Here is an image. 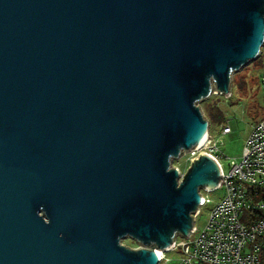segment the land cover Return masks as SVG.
I'll use <instances>...</instances> for the list:
<instances>
[{"label": "water", "instance_id": "95a60500", "mask_svg": "<svg viewBox=\"0 0 264 264\" xmlns=\"http://www.w3.org/2000/svg\"><path fill=\"white\" fill-rule=\"evenodd\" d=\"M263 40L264 0H0V264H157L223 182L171 165L196 102Z\"/></svg>", "mask_w": 264, "mask_h": 264}, {"label": "built area", "instance_id": "2783aa9c", "mask_svg": "<svg viewBox=\"0 0 264 264\" xmlns=\"http://www.w3.org/2000/svg\"><path fill=\"white\" fill-rule=\"evenodd\" d=\"M261 61L260 85L264 90V40L259 52L252 61ZM213 95L230 99L233 96V84L230 93L212 90L207 98ZM206 98V99H207ZM232 132L228 121L222 126L220 136ZM210 128L205 143L193 150H188L179 156V160L188 156L189 160L200 152L211 154L220 164L223 172V182L213 190L200 188V195L204 198L199 203V210L193 221L195 228L189 236L176 235L175 242L167 249L157 264L165 260V253L178 252L180 264H261L260 251L264 246V117L256 120L247 137L240 160H231L226 172L221 162L224 154L219 140L211 142ZM179 182L187 172L180 164ZM207 193L223 189L224 194L210 209L209 217L202 229L197 226L202 209L210 202Z\"/></svg>", "mask_w": 264, "mask_h": 264}, {"label": "rangeland", "instance_id": "374dc122", "mask_svg": "<svg viewBox=\"0 0 264 264\" xmlns=\"http://www.w3.org/2000/svg\"><path fill=\"white\" fill-rule=\"evenodd\" d=\"M261 72V61H250L232 72L231 82L233 84V96L230 99H226L224 96L219 95H213L210 98H207L216 101V104H218L219 108L222 110L225 120L229 122L232 128L231 133L220 136L222 132V124H212V126L209 127L212 139L211 142L213 140H219V142H222L221 151L224 156H222L221 162L223 163L226 172L229 169V162L231 160L241 159L251 126L256 121V119L250 114V107L256 102V104H259L260 111L264 112V90L259 82ZM241 76H245V81L249 86L254 88L253 96L250 93L247 96L243 95L238 86L234 85V78L239 79ZM207 99L197 101L196 104L199 105L202 113L209 120L205 109V102ZM179 156L171 160V165L175 166L180 164L182 169L186 170L188 166H191V161L188 156L179 160ZM201 192L208 195L210 202L203 207L201 215L198 218L197 226L199 229L204 227L209 217L210 209L224 194L223 189H218L210 193H207L202 189ZM121 240L123 245L131 247V249L141 246L137 239L130 236L124 237ZM179 259L180 254L178 252H167L165 253V260L158 264H180Z\"/></svg>", "mask_w": 264, "mask_h": 264}, {"label": "trees", "instance_id": "16d2710c", "mask_svg": "<svg viewBox=\"0 0 264 264\" xmlns=\"http://www.w3.org/2000/svg\"><path fill=\"white\" fill-rule=\"evenodd\" d=\"M260 82V79H259ZM234 85H237L240 89L241 93L245 96H247L249 93L253 96L254 88L252 86H249V84L245 81V76L239 77V79L234 78ZM252 84V83H251ZM206 114L210 121V127L212 124H226V120L223 116L222 110L219 108L218 104H216V101H213L212 99H207L206 102ZM258 105V106H257ZM250 114L256 119L259 120L260 118L264 117V112L260 111L259 104L253 103L250 107ZM260 257H261V264H264V246L260 251Z\"/></svg>", "mask_w": 264, "mask_h": 264}, {"label": "bare ground", "instance_id": "6f19581e", "mask_svg": "<svg viewBox=\"0 0 264 264\" xmlns=\"http://www.w3.org/2000/svg\"><path fill=\"white\" fill-rule=\"evenodd\" d=\"M207 136H208V130H207V135H206V138L204 139L203 143H202L200 146H202V145L205 143V141H206V139H207ZM200 146H199V147H200ZM162 254H163V251H162V252H160L159 256L161 257V256H162ZM158 260H159V259H158Z\"/></svg>", "mask_w": 264, "mask_h": 264}]
</instances>
